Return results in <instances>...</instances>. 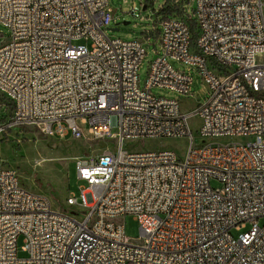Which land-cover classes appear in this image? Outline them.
I'll return each instance as SVG.
<instances>
[{
    "label": "built area",
    "instance_id": "obj_1",
    "mask_svg": "<svg viewBox=\"0 0 264 264\" xmlns=\"http://www.w3.org/2000/svg\"><path fill=\"white\" fill-rule=\"evenodd\" d=\"M154 12L145 39L159 48L140 87L143 40L108 34V0H0V134L79 138V117L93 140H114L74 160L85 183L64 209L0 163V264H264V0H163ZM192 71L206 96L184 112ZM162 137L187 139L184 156L124 148Z\"/></svg>",
    "mask_w": 264,
    "mask_h": 264
},
{
    "label": "rangeland",
    "instance_id": "obj_2",
    "mask_svg": "<svg viewBox=\"0 0 264 264\" xmlns=\"http://www.w3.org/2000/svg\"><path fill=\"white\" fill-rule=\"evenodd\" d=\"M163 0H154L152 5L142 9L141 0H108V5L113 11L114 19L108 26L109 35L120 38H138L143 40L146 54L138 70V83L142 87L147 76L149 61L156 56L155 51L159 46L153 36L145 39V31L152 30L155 19L154 9H157ZM132 7L136 8L132 13ZM151 16V17H150ZM115 28V29H111ZM8 30L0 24V44L6 39ZM155 38L158 36L156 30L153 31ZM73 43H85L89 41L83 39L73 41ZM170 63L178 69H183L184 65L176 61ZM193 83L190 94L183 96L180 101L181 110L186 112L194 108L198 102H202L206 96V88L200 76L192 71ZM151 92L157 96L171 98L175 93H170L165 89L152 87ZM7 104L0 96V121L7 113ZM76 124L82 130V137L73 138L70 135L64 138L44 135L33 128H12L0 134V163L4 167L14 169L18 174V182L26 189L46 195L52 204V208H66V197L70 194L77 195L79 186L85 183L78 179L74 160L86 158L99 154L105 147L109 146V141L93 140L89 131V124L83 122L79 117ZM200 125L199 117L194 115L190 120V127L193 135H196ZM113 136H116L113 131ZM192 139V144L201 141ZM188 145L187 139L182 138H145L143 141L126 140L124 148L128 150H156L171 149L179 157H183ZM72 146V147H71ZM210 184L216 186L217 182L211 180ZM125 235L131 242L139 241V223L133 215L127 214L123 218ZM231 234L237 236L239 231L231 229ZM23 244L22 236L17 237L18 256H25V252L20 249Z\"/></svg>",
    "mask_w": 264,
    "mask_h": 264
},
{
    "label": "water",
    "instance_id": "obj_3",
    "mask_svg": "<svg viewBox=\"0 0 264 264\" xmlns=\"http://www.w3.org/2000/svg\"><path fill=\"white\" fill-rule=\"evenodd\" d=\"M142 9H144V6L142 7ZM132 13H134V11L132 10ZM111 29H115V28H111Z\"/></svg>",
    "mask_w": 264,
    "mask_h": 264
},
{
    "label": "bare ground",
    "instance_id": "obj_4",
    "mask_svg": "<svg viewBox=\"0 0 264 264\" xmlns=\"http://www.w3.org/2000/svg\"><path fill=\"white\" fill-rule=\"evenodd\" d=\"M72 147V146H71Z\"/></svg>",
    "mask_w": 264,
    "mask_h": 264
}]
</instances>
